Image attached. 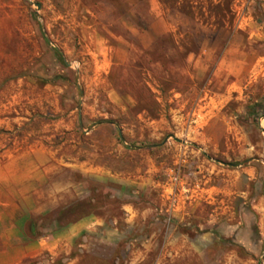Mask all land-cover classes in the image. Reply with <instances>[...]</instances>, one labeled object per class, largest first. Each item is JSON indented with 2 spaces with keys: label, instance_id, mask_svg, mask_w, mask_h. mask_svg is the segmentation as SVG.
<instances>
[{
  "label": "rangeland",
  "instance_id": "rangeland-1",
  "mask_svg": "<svg viewBox=\"0 0 264 264\" xmlns=\"http://www.w3.org/2000/svg\"><path fill=\"white\" fill-rule=\"evenodd\" d=\"M257 105L264 0H0V264L13 193L40 160L81 193L28 216L29 240L141 199L163 232L20 264H264Z\"/></svg>",
  "mask_w": 264,
  "mask_h": 264
},
{
  "label": "crops",
  "instance_id": "crops-1",
  "mask_svg": "<svg viewBox=\"0 0 264 264\" xmlns=\"http://www.w3.org/2000/svg\"><path fill=\"white\" fill-rule=\"evenodd\" d=\"M35 164L21 177L24 180L23 192L13 193L17 195L15 199L20 200V203H14L18 208L9 214L10 224L6 233L8 264H20L29 257L39 256L47 251L58 255L63 252L69 253L72 249L86 250L99 258L108 255L112 257L118 247L127 241L131 230L144 231L151 228V236L145 243L151 242L154 236L156 238L163 232V227L158 223L161 220L160 213L155 211L153 205L141 199L138 203L122 202L119 213L90 212L36 239L30 237L29 240L26 231L28 216L49 215L60 205L69 201L72 204L77 202L81 193V182L73 178L64 180L60 174L62 170L57 164L42 160ZM71 169V173L81 172L78 167ZM155 203L158 204V200ZM21 215L24 217L23 232ZM155 218L157 221L153 222ZM11 240H14V245ZM167 243H174L170 236L167 238ZM78 260L79 257L72 258L71 264Z\"/></svg>",
  "mask_w": 264,
  "mask_h": 264
},
{
  "label": "trees",
  "instance_id": "trees-1",
  "mask_svg": "<svg viewBox=\"0 0 264 264\" xmlns=\"http://www.w3.org/2000/svg\"><path fill=\"white\" fill-rule=\"evenodd\" d=\"M256 109H264V107L261 106V105H257V106H256Z\"/></svg>",
  "mask_w": 264,
  "mask_h": 264
},
{
  "label": "water",
  "instance_id": "water-1",
  "mask_svg": "<svg viewBox=\"0 0 264 264\" xmlns=\"http://www.w3.org/2000/svg\"><path fill=\"white\" fill-rule=\"evenodd\" d=\"M37 5L40 7V4L39 3Z\"/></svg>",
  "mask_w": 264,
  "mask_h": 264
}]
</instances>
